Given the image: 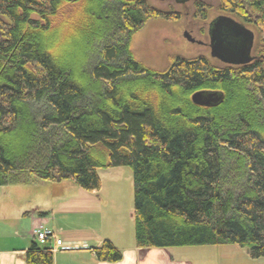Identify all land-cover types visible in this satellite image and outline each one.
<instances>
[{
	"label": "trees",
	"instance_id": "trees-1",
	"mask_svg": "<svg viewBox=\"0 0 264 264\" xmlns=\"http://www.w3.org/2000/svg\"><path fill=\"white\" fill-rule=\"evenodd\" d=\"M217 9L252 26L264 52V0ZM180 16L147 0H0V188L72 179L92 192L98 169L125 165L137 247L236 245L263 258L264 59L175 56L158 70L134 56L147 20ZM70 43L81 50L74 63ZM195 92L209 104L192 102ZM93 252L122 257L107 239ZM24 259L53 264L35 240Z\"/></svg>",
	"mask_w": 264,
	"mask_h": 264
},
{
	"label": "rangeland",
	"instance_id": "rangeland-1",
	"mask_svg": "<svg viewBox=\"0 0 264 264\" xmlns=\"http://www.w3.org/2000/svg\"><path fill=\"white\" fill-rule=\"evenodd\" d=\"M198 1H201L207 6L205 18L199 17V15L196 14L192 15V11L196 9L194 1L193 3L190 1L180 5L176 4L173 0H147V2L152 6L164 10L173 9L178 11L181 16L175 21H167L164 19L147 20L143 27L132 36L130 45L134 56L145 65L158 70L166 68L175 56L193 58L197 55H204L209 58V61L212 64L216 66L223 65V63L217 59L210 57L209 48L207 46L190 43L184 39V30H187L192 36L196 37L197 31L200 29L198 28L195 30L196 26L200 24L202 26L201 29L206 31L208 22L211 18L216 15L224 14L217 9L218 0ZM111 9L112 8L107 7L108 11ZM246 26L253 29L255 32L252 26ZM191 29L194 30L192 31ZM254 35L255 40L251 54L255 56L258 55L259 58L264 59V52L259 54L254 50L257 38L255 33ZM201 37L203 40H207V36ZM61 40L62 38L60 37L59 41ZM69 47H75V44L70 43ZM73 50H76V52H70L67 56H69V60L74 63L78 61L79 56H76L81 53V50L76 47ZM92 57L93 56L91 54H85L82 56L84 66L87 63L90 65V63L94 60ZM81 67L82 66L79 65V68L82 70ZM83 72L85 73L86 71L84 70ZM96 173L99 177L100 187L93 192L86 191L82 187H79L72 179H69L71 182L62 180L56 181V183L47 182L48 185H53L55 188H52L53 192H57L56 195L51 196L52 204L57 200L64 199V195H68L69 198L75 199L81 203V207L76 209L80 211V213L74 214L72 209L68 210V207L66 211H60V214H55L57 215L56 220H63L64 224L69 223L71 231L74 235H79L81 233L79 232V229H83V227L80 224H83L86 228L89 227L92 232L95 229L96 233L102 237H111L114 241H116L115 243H118L121 240H119V237L116 236L119 235V232H121L122 237L125 235L122 239L124 242H126L128 238L135 240L134 218L132 211L133 181L131 169L128 166L123 165L107 169H98ZM38 182L46 184L45 181ZM8 186H10V191L9 194L7 193L5 196L7 202L4 205V212L9 217L16 214L20 208L23 210L28 209L30 207L29 201H31L30 199L32 198V195L37 193L38 197H40L41 194H48L47 190L40 187L41 185L13 183ZM66 186H70V188L66 190ZM19 187L20 189H18ZM54 216L48 217L50 223L49 226L54 224ZM55 232L57 233V231ZM8 234L9 225L6 226L5 224L2 225L0 223V247L8 245V239H6L9 238ZM224 246H232L229 248H235L236 250L241 249L236 245ZM234 259L235 264H245L242 261V258L238 255H234ZM251 264H264V257L260 258L258 263L255 262Z\"/></svg>",
	"mask_w": 264,
	"mask_h": 264
},
{
	"label": "crops",
	"instance_id": "crops-1",
	"mask_svg": "<svg viewBox=\"0 0 264 264\" xmlns=\"http://www.w3.org/2000/svg\"><path fill=\"white\" fill-rule=\"evenodd\" d=\"M33 183L30 184L41 185L40 187L47 190L48 194H41L40 197L37 193L32 195L31 201H29L30 207L24 210L20 208L16 214L10 217L4 212V205L7 202L5 196L7 193L9 194L10 186L4 185L0 188V223L6 226L9 225V238H6L8 239V245L0 247V264H25V250L33 240L36 241L33 229L38 225L54 232L62 242L59 248L56 247L55 250L51 251L53 264H235L234 255L242 258L245 264L260 261V258H251L244 249L236 250L235 248H229L232 246L224 245L140 248L136 246L135 240H131V238L124 242L122 239L125 235L122 237L121 232L116 235L121 240L115 243L116 241L111 237H102L96 233L95 229L92 232L89 227L86 228L83 224H80L83 227V229H79L81 233L74 235L70 224H64L63 220L60 219L56 220L57 215L55 214L66 211L68 207V210L72 209L74 214L80 213L76 209L81 207V203L69 198L68 195H64V199H56L57 201L52 204L51 196L57 194L56 191L53 192L52 190L53 185H48L47 181L46 184H41L38 181ZM65 188L67 190L70 186ZM50 216H54L55 219L52 226H49L48 217ZM106 238L120 250L122 254L120 260L108 262L100 261L95 257L93 248L99 246ZM50 243L53 245L52 241Z\"/></svg>",
	"mask_w": 264,
	"mask_h": 264
},
{
	"label": "water",
	"instance_id": "water-1",
	"mask_svg": "<svg viewBox=\"0 0 264 264\" xmlns=\"http://www.w3.org/2000/svg\"><path fill=\"white\" fill-rule=\"evenodd\" d=\"M164 1V0H159ZM189 0H174L176 4H182ZM210 44V57L217 59L226 65H244L250 63L256 57L251 54L254 43V32L243 23L229 15H219L210 23L208 31ZM187 39H190L186 35ZM211 97L204 96L201 92H195L192 102L199 105H208Z\"/></svg>",
	"mask_w": 264,
	"mask_h": 264
},
{
	"label": "built area",
	"instance_id": "built-area-1",
	"mask_svg": "<svg viewBox=\"0 0 264 264\" xmlns=\"http://www.w3.org/2000/svg\"><path fill=\"white\" fill-rule=\"evenodd\" d=\"M33 234L35 235L37 243L40 246H48L50 251L55 250L56 247L62 244L61 240L56 238L52 231L43 228L41 225L33 229ZM50 241L53 242V245L49 244Z\"/></svg>",
	"mask_w": 264,
	"mask_h": 264
},
{
	"label": "flooded vegetation",
	"instance_id": "flooded-vegetation-1",
	"mask_svg": "<svg viewBox=\"0 0 264 264\" xmlns=\"http://www.w3.org/2000/svg\"><path fill=\"white\" fill-rule=\"evenodd\" d=\"M173 1H174V0H173ZM190 1H191V3H193V1L195 2L196 0H189L188 2H190ZM186 3H187V2H186ZM182 4H185V3H182ZM182 4H180V5H182ZM195 12H196V9H194V10L192 11V13H193L192 15H195ZM222 15H224V14H222ZM217 16H219V15H216V16H214L213 18H211V19L209 20V22H208V27H207L206 31L203 30V29H201L202 26H201L200 24H199L198 26H196L195 30H197L198 28H200L199 31H197V36H196V37L192 36L187 30H184V31H183L184 39L187 40V41L190 42V43H196V44H198V45L207 46V47L209 48L210 39H209L208 31H209L210 23H211L212 20H214ZM195 19H197V18H195ZM202 21H204V20H202ZM191 30L193 31L194 29H191ZM205 33H206V34H205ZM185 34L188 35L190 39H187L186 36H185ZM201 36H207V38H206L207 40H203Z\"/></svg>",
	"mask_w": 264,
	"mask_h": 264
},
{
	"label": "bare ground",
	"instance_id": "bare-ground-1",
	"mask_svg": "<svg viewBox=\"0 0 264 264\" xmlns=\"http://www.w3.org/2000/svg\"><path fill=\"white\" fill-rule=\"evenodd\" d=\"M50 244H52V243H50Z\"/></svg>",
	"mask_w": 264,
	"mask_h": 264
}]
</instances>
